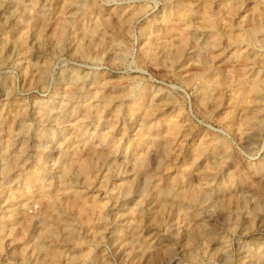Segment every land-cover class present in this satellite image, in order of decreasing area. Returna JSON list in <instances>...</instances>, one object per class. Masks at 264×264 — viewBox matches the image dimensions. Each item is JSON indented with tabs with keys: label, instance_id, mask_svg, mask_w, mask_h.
I'll return each mask as SVG.
<instances>
[{
	"label": "rangeland",
	"instance_id": "rangeland-1",
	"mask_svg": "<svg viewBox=\"0 0 264 264\" xmlns=\"http://www.w3.org/2000/svg\"><path fill=\"white\" fill-rule=\"evenodd\" d=\"M0 264H264V0H0Z\"/></svg>",
	"mask_w": 264,
	"mask_h": 264
}]
</instances>
